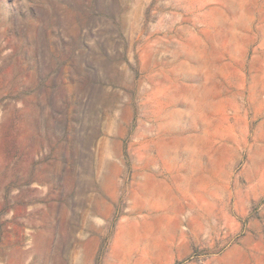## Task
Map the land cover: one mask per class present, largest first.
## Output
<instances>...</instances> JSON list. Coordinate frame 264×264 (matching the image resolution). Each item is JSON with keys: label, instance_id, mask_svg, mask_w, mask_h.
Listing matches in <instances>:
<instances>
[{"label": "rangeland", "instance_id": "1", "mask_svg": "<svg viewBox=\"0 0 264 264\" xmlns=\"http://www.w3.org/2000/svg\"><path fill=\"white\" fill-rule=\"evenodd\" d=\"M0 264H264V0H0Z\"/></svg>", "mask_w": 264, "mask_h": 264}, {"label": "crops", "instance_id": "2", "mask_svg": "<svg viewBox=\"0 0 264 264\" xmlns=\"http://www.w3.org/2000/svg\"><path fill=\"white\" fill-rule=\"evenodd\" d=\"M228 253H229V251L225 252V254H228Z\"/></svg>", "mask_w": 264, "mask_h": 264}]
</instances>
